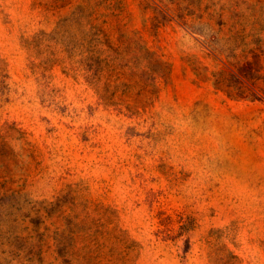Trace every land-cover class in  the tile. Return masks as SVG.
<instances>
[{
  "label": "rangeland",
  "instance_id": "rangeland-1",
  "mask_svg": "<svg viewBox=\"0 0 264 264\" xmlns=\"http://www.w3.org/2000/svg\"><path fill=\"white\" fill-rule=\"evenodd\" d=\"M0 264H264V0H0Z\"/></svg>",
  "mask_w": 264,
  "mask_h": 264
}]
</instances>
